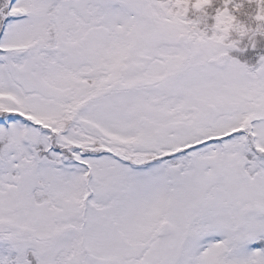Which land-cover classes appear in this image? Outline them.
Instances as JSON below:
<instances>
[{
  "label": "snow or ice",
  "instance_id": "1",
  "mask_svg": "<svg viewBox=\"0 0 264 264\" xmlns=\"http://www.w3.org/2000/svg\"><path fill=\"white\" fill-rule=\"evenodd\" d=\"M0 264H264V0H0Z\"/></svg>",
  "mask_w": 264,
  "mask_h": 264
}]
</instances>
